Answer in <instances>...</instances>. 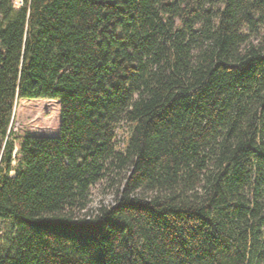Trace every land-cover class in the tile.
I'll use <instances>...</instances> for the list:
<instances>
[{"label":"trees","instance_id":"16d2710c","mask_svg":"<svg viewBox=\"0 0 264 264\" xmlns=\"http://www.w3.org/2000/svg\"><path fill=\"white\" fill-rule=\"evenodd\" d=\"M14 3L0 0V264H264V0ZM24 99L57 100L56 136L16 146ZM98 182L115 203L89 210Z\"/></svg>","mask_w":264,"mask_h":264},{"label":"rangeland","instance_id":"374dc122","mask_svg":"<svg viewBox=\"0 0 264 264\" xmlns=\"http://www.w3.org/2000/svg\"><path fill=\"white\" fill-rule=\"evenodd\" d=\"M19 7V0H15ZM59 103L53 99H24L16 102L10 124L11 138L17 146V138L23 135L56 136L58 134ZM124 137V129L118 130L119 140ZM16 151V149L14 150ZM116 185L98 182L90 188L89 210L97 206L115 203ZM12 237L8 221L0 220V252H3Z\"/></svg>","mask_w":264,"mask_h":264},{"label":"built area","instance_id":"2783aa9c","mask_svg":"<svg viewBox=\"0 0 264 264\" xmlns=\"http://www.w3.org/2000/svg\"><path fill=\"white\" fill-rule=\"evenodd\" d=\"M19 3H20V0H19Z\"/></svg>","mask_w":264,"mask_h":264}]
</instances>
